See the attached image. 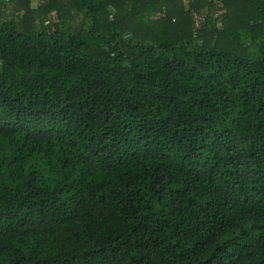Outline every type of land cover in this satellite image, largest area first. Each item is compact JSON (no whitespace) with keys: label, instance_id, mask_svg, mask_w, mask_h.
Returning <instances> with one entry per match:
<instances>
[{"label":"trees","instance_id":"trees-1","mask_svg":"<svg viewBox=\"0 0 264 264\" xmlns=\"http://www.w3.org/2000/svg\"><path fill=\"white\" fill-rule=\"evenodd\" d=\"M0 264H264V0H0Z\"/></svg>","mask_w":264,"mask_h":264},{"label":"rangeland","instance_id":"rangeland-1","mask_svg":"<svg viewBox=\"0 0 264 264\" xmlns=\"http://www.w3.org/2000/svg\"><path fill=\"white\" fill-rule=\"evenodd\" d=\"M42 0H31V2H32V6L33 7H36L37 6V4H39L40 2H41ZM185 8L186 9H188V7H187V2L185 1ZM218 8H220V5L218 4ZM223 13V10H221V11H216L215 13H214V15L216 16H219L220 14H222ZM214 16V17H215ZM201 19H203L202 17H200L199 18V15H197V14H194L193 15V27H194V30L195 29H197V27H199V25H200V23H201Z\"/></svg>","mask_w":264,"mask_h":264}]
</instances>
